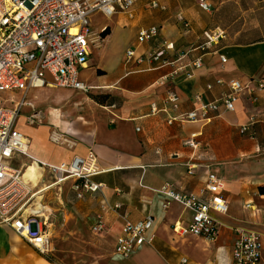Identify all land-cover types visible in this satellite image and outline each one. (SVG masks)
<instances>
[{"label":"crops","instance_id":"obj_1","mask_svg":"<svg viewBox=\"0 0 264 264\" xmlns=\"http://www.w3.org/2000/svg\"><path fill=\"white\" fill-rule=\"evenodd\" d=\"M153 2L158 6L153 7ZM151 25L158 27L157 39L138 44V30ZM106 26L109 32L101 37ZM216 32L221 35L206 44L204 33ZM90 38L89 55L79 71L88 90L31 89L28 93L60 88L68 99L41 110L34 98H28L41 113L39 121L27 126L25 117L23 125L18 124L21 116L17 119L16 128L28 141L30 158L19 153L12 157L23 156L22 165L34 162L39 166L36 185L28 182L32 192L51 186L42 193L43 204L49 190L61 192L67 186L83 214L95 221L101 205L111 207L104 214L106 242L94 243L93 250L101 252L88 264H181L183 257L188 264H231L238 229L259 235V264H264V92L256 102L241 94L234 111L220 110L207 122L182 120L199 102L214 101L226 91L225 86L215 84L218 79L264 82V0H211L209 11L201 10L195 0H137L128 11L108 17ZM162 41L173 43V48L165 52L166 63L160 65L148 57ZM127 49L134 50V58L125 62ZM137 58L142 61L137 63ZM197 59L199 68L193 66ZM186 72L193 76L185 77ZM207 84L212 87L207 89ZM168 89L179 95L176 109L166 100ZM92 94L103 96L95 100ZM251 116L255 122L246 133H239ZM170 118L175 119L168 124ZM193 133L196 146L190 147L184 141ZM89 152L95 154L102 170L92 180L102 187L80 199L71 191L70 179L52 185L47 167L40 165L58 166ZM210 173L222 180L221 195L227 201L226 213L210 210L217 224L216 237L173 235V224L188 225L191 212L176 202L163 208L157 189L170 182L175 190L206 200L209 193L202 189ZM32 199L26 212H33ZM114 204L120 207L113 209ZM50 216L49 207L36 213L52 248ZM146 216L153 220L151 242L127 257L115 254L113 247L125 220ZM47 258L0 224V264H55Z\"/></svg>","mask_w":264,"mask_h":264},{"label":"built area","instance_id":"obj_2","mask_svg":"<svg viewBox=\"0 0 264 264\" xmlns=\"http://www.w3.org/2000/svg\"><path fill=\"white\" fill-rule=\"evenodd\" d=\"M135 1L137 0H0V95L7 94L0 98V224L9 226L38 254L46 255L50 252V239L39 227L36 213L26 212L34 192L22 178L20 170L9 164L15 153L30 158L27 152L28 141L16 128L21 108L27 106L32 109L26 122L34 124L39 121L41 113L35 111L33 104L27 100L29 90L54 86L86 92L88 88L79 79V71L85 66L89 55L91 38L88 26L91 15L100 12L105 17H111L118 11H128ZM195 1L201 10L211 9V0ZM151 5L158 6L155 2ZM178 18L181 19L179 15ZM183 27L185 31L189 30L187 22L183 23ZM220 35L221 32L213 35L204 33L206 44ZM157 37L158 27L151 25L138 30L136 42L141 44L155 41ZM172 48L173 43L162 41L148 58L162 65L166 63L163 59L165 52ZM133 58L134 50L127 49L125 62ZM135 61L140 63L142 59L137 58ZM221 61H224V57H221ZM193 66L199 68L200 59ZM192 76L191 72L185 73L187 78ZM215 84L225 86L226 91L214 101L199 102L182 120L207 122L220 110L234 111V102L241 94L256 102L258 94L264 92L262 79H233L226 82L218 79ZM211 87V84L206 85L207 89ZM12 92L19 93V96H13ZM179 99L174 90L166 91V100L173 109L177 108ZM174 119H167V123L171 124ZM254 122L255 117H249L248 123L239 128V133H246ZM195 137V133L191 134L184 143L195 147ZM40 165L47 167L52 185L58 186L70 179V189L77 199L83 198L85 194L93 195L102 187L101 183L92 180L93 176L102 171L97 166L93 152H89L86 157L74 156L68 163L58 166ZM188 167L189 172H192V166ZM222 188V180L213 173L207 175L202 189V193H209L206 200L190 192L177 191L170 182H164L157 189V194L162 198V207L167 208L170 203L176 202L191 212L188 225L173 224V235L179 238L193 236L214 239L218 230L210 210L220 214L227 211V201L221 195ZM119 207V204L112 206L113 209ZM110 208L106 204L101 205L92 227L95 233H102L107 229L104 214ZM152 227L153 220L149 216L135 221L125 220L121 233L116 238L114 253L127 257L144 243L151 242L154 236ZM259 258V235L238 229L231 248V264H259ZM180 263L188 264V261L183 257Z\"/></svg>","mask_w":264,"mask_h":264},{"label":"rangeland","instance_id":"obj_3","mask_svg":"<svg viewBox=\"0 0 264 264\" xmlns=\"http://www.w3.org/2000/svg\"><path fill=\"white\" fill-rule=\"evenodd\" d=\"M107 22L108 17H105L100 12H94L90 17L88 26L90 34L92 36L95 35L98 28ZM18 94L17 92H12V95L15 97ZM6 96V93H2L0 98ZM26 98H34L41 110L47 107L60 106L63 104L61 101L68 99L60 88H45L40 93L33 90L26 95ZM5 105L9 106V103ZM29 111L28 107H22L21 117L18 120L19 125L25 123ZM46 115H48L47 110L44 111V118ZM27 126H29L28 123ZM27 136L31 140L32 134L29 133ZM22 161L23 156H19L17 159L12 157L9 160V164L11 167L20 170L24 163ZM45 177L48 178L47 174ZM46 196V202L43 204L49 207L51 213L50 230L52 235V248L46 256L54 260L55 264H88L96 260L98 258L97 254L101 251L93 250V245L94 243L106 242L105 234L107 229L102 233H95L92 230L95 219L92 220L83 214L78 201L72 198L71 193L67 190V186L62 187L61 192L58 188L51 189L47 192Z\"/></svg>","mask_w":264,"mask_h":264},{"label":"bare ground","instance_id":"obj_4","mask_svg":"<svg viewBox=\"0 0 264 264\" xmlns=\"http://www.w3.org/2000/svg\"><path fill=\"white\" fill-rule=\"evenodd\" d=\"M38 169H39V166L34 162L24 164L22 169L20 170V172L22 174V178L26 182H29L32 186H35L39 180ZM50 187L51 186H44L41 189H39V191L36 194L34 193L35 196H33V199H32V203L34 205V208H33L34 210L33 209L31 210L30 208H28L29 210L36 212V213L37 212L43 213L44 210L46 211L48 209V207L46 205H43L41 203V198L43 195L42 193L46 192Z\"/></svg>","mask_w":264,"mask_h":264},{"label":"trees","instance_id":"obj_5","mask_svg":"<svg viewBox=\"0 0 264 264\" xmlns=\"http://www.w3.org/2000/svg\"><path fill=\"white\" fill-rule=\"evenodd\" d=\"M109 32V28L108 26H106L104 29L101 30V32L99 33L101 37H104L108 34ZM103 95H97V94H92V97L95 99V100H100V98L102 97ZM48 259V258H47Z\"/></svg>","mask_w":264,"mask_h":264}]
</instances>
